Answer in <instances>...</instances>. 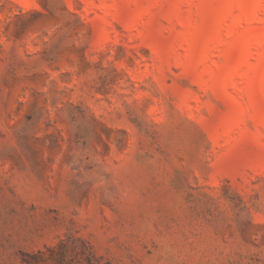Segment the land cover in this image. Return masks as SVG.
Instances as JSON below:
<instances>
[{
  "label": "rangeland",
  "instance_id": "374dc122",
  "mask_svg": "<svg viewBox=\"0 0 264 264\" xmlns=\"http://www.w3.org/2000/svg\"><path fill=\"white\" fill-rule=\"evenodd\" d=\"M0 264H264V0H0Z\"/></svg>",
  "mask_w": 264,
  "mask_h": 264
}]
</instances>
